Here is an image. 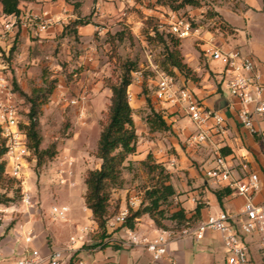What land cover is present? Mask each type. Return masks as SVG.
Wrapping results in <instances>:
<instances>
[{"label": "rangeland", "instance_id": "rangeland-1", "mask_svg": "<svg viewBox=\"0 0 264 264\" xmlns=\"http://www.w3.org/2000/svg\"><path fill=\"white\" fill-rule=\"evenodd\" d=\"M62 1L68 7L69 15L82 16L96 28L92 29L93 33L87 38L82 39L73 35L68 28L69 32H61L53 43L41 49H34L31 45L20 48L16 31L23 25L19 21L11 32L4 33V15L0 7V77L4 79L7 88L31 96L33 90L44 86V80L55 81L52 94L38 107L35 117L36 129L41 139L40 150L53 147L55 155L37 166L34 156L27 152L22 157L26 162L23 164V179L19 181L6 176L11 181L7 183L6 179L0 184V196L11 200L4 205L10 210L0 212V223L3 214H7L8 218L19 216L23 206L50 222L52 218L46 217V209L61 206L59 200L69 189L78 190L83 199L87 172L100 166V160L95 156L96 145L107 120L111 97L109 87L117 83L122 73V64L126 62L135 65V70L131 73V85L128 87V101L137 128L141 130L146 125L145 117L152 108L163 117L169 129L151 132L146 125L148 132L165 135L178 141L180 145L187 144L186 139L193 133L189 120L172 111L171 116L176 117L177 121L170 122L171 116H167L168 109L165 108L167 105L158 102L153 95L157 73L167 74L162 67L165 48L171 49L175 40L165 32V22L170 13L190 18L195 31L193 36L179 40L177 47L183 63L191 70L189 79L186 80L179 73H175L174 78L178 85L193 92H204L203 97L217 95L222 68L216 62L208 64L201 52L203 42L198 38L206 35V39L214 44L221 43L227 50L240 51L241 45L237 41L248 43L250 39L264 40V17L249 10L240 13L242 6L246 7L244 0H197V7L186 6L175 12L171 11L172 6L177 4L175 0ZM220 13L225 14L224 16L229 13L234 15V28ZM20 16L25 18L26 14ZM69 23L68 20L64 26ZM156 28L162 32L161 36L155 33ZM18 71L21 73L19 78ZM222 83L221 88L226 95ZM15 95L19 107L18 122L27 124L29 104L20 99L18 93ZM168 153L176 154L175 148L171 147ZM132 155H128L123 164L121 188L109 191L107 221L119 212L121 195L126 202L129 195H135L141 204L145 190L151 188L158 179V169L150 172L142 164L146 157L143 161H128ZM6 158L8 157L5 155L3 159ZM148 163L150 166L159 164L152 155ZM61 170L67 178L65 184L60 183ZM165 173L164 168L163 175ZM124 190H127L125 194L122 192ZM25 195L29 197L30 205L24 202ZM198 203L204 206L201 200L195 201V205H199ZM176 206L179 204L171 198L164 209L169 214ZM16 220L8 219L7 226ZM164 224L167 230L175 228L169 221ZM96 233L97 229L94 230V235L90 234L91 240H94ZM89 241L83 246L85 250L93 245Z\"/></svg>", "mask_w": 264, "mask_h": 264}, {"label": "crops", "instance_id": "crops-1", "mask_svg": "<svg viewBox=\"0 0 264 264\" xmlns=\"http://www.w3.org/2000/svg\"><path fill=\"white\" fill-rule=\"evenodd\" d=\"M243 3H246V7L242 6L243 9L240 10V13L249 10L264 17V0H244ZM18 8L20 11L19 15H38L41 12H48L57 21L45 32L41 33L39 39L36 40H33L31 29L27 25L22 26L16 31L20 41V48H28L31 45L34 49H41L46 45H50L62 32L63 26L68 20L73 22L82 18V16L69 15L67 13L68 7L64 5L62 0H23L20 1ZM261 9H263V12ZM220 15H223V19L234 28V22L232 21L234 15L232 13L227 14V16L221 13ZM95 28L90 24L76 26V36L80 37V39L87 38L88 35L93 33L92 29ZM206 38V35L198 38L203 42L201 48L208 44H213L222 50H227L223 44H214ZM250 41L248 43L237 42L239 46L241 45V52L253 59L260 81L264 85V40L253 41L250 39ZM20 74V71H18V78ZM194 93L198 98H202L200 100L206 107L212 110L214 102L218 98H226L228 104L230 101L227 95L219 91L217 95L210 98L203 97L204 92L202 91ZM154 111L157 112L155 109ZM219 113L225 118V127L223 133L215 137L213 141L219 144L223 155L232 159L231 165L236 170L237 175L241 176L242 164L246 167L245 172L257 175L259 191L254 195L253 201L257 205L262 204L264 202V117L253 118V125L258 134L251 135L238 124L236 113L233 109L226 107ZM168 115H172L171 109H168ZM175 118L171 116L169 121L176 122ZM134 123L138 146H136L135 153L128 158V161H143L148 154H151L155 162L162 165L169 174V182L176 192L172 199L185 211L187 218L194 213L193 211L197 206L193 201H202L204 206H201L199 220L191 225L186 223L185 226L180 228L161 230L146 215H143L137 220L131 230L132 235L137 236L140 240V244L133 246L124 243L129 236L124 229L115 226L113 228L106 227L108 237L102 241L104 246L102 244L97 245L99 241L91 240L90 235H88L86 241H83L84 236L80 230L87 226H91L96 230L97 227L92 221L90 211L85 208L79 191L69 189L65 192L64 197L59 200L61 205L69 208L67 219L64 221L52 219L49 222L45 219L43 220L33 210H29L25 206L20 209L21 213L15 218H8L7 214L2 215L3 219H1L2 222L0 223L1 264H15L30 249L38 250L43 259L40 264H46L45 258L50 252L53 250H64L69 246L68 240L72 236L77 237L78 240L72 245L75 252L66 260V264H76L79 259L86 264H164L153 262L141 241L143 239L151 240L161 231H171L175 235L168 245V255L174 260L175 264H221L225 257V252L221 236L218 233L206 232L199 240L192 236L196 225L204 221L209 214L227 211L233 216H239L241 213L243 204L241 197L230 194L222 198L220 206L215 199L214 192L222 188L211 186L203 177V170L212 165L213 147L180 145L178 141H173V139L167 138L165 135L149 133L146 125L140 130L137 128L135 121ZM191 126L192 132H194V127L192 124ZM171 147L175 148L176 154L168 153ZM122 192L125 194L127 190ZM131 196L133 195H129V197ZM121 198L120 209L124 208L127 203L123 195H121ZM9 210L10 208L0 205V212L5 213V211ZM46 213V217H50L49 207L46 209ZM8 219L17 220L7 226ZM184 227L189 228L190 235H180V230ZM30 231L33 233V240L30 244H25L24 238ZM92 234L94 235V232ZM89 240L93 245L90 249L85 250L83 246L88 244ZM261 240V235L257 233L245 238L250 254L249 264H261Z\"/></svg>", "mask_w": 264, "mask_h": 264}, {"label": "built area", "instance_id": "built-area-1", "mask_svg": "<svg viewBox=\"0 0 264 264\" xmlns=\"http://www.w3.org/2000/svg\"><path fill=\"white\" fill-rule=\"evenodd\" d=\"M18 21L23 26L27 25L31 29L32 37L36 39H39L41 33L57 22L48 12L27 15L25 18L20 15L4 16L2 22L4 33L11 32ZM165 23L167 26L165 32L178 40H184L194 35L195 31L190 18L170 13L169 19ZM201 52L207 62H216L222 68L219 90L224 94L221 88L223 82L226 95L230 99L227 108L235 111L236 120L241 127L251 135H257L258 131L253 125V118L264 117V85L260 81L253 59L240 50H222L213 44H208L202 48ZM153 95L158 102L167 105L166 109L181 114L193 125L194 132L188 136L187 145L191 147H213L212 165L203 170V177L206 181L216 188H228L231 190V194L243 199L239 216H233L227 211L209 214L204 221L196 225L192 236L199 240L206 232L218 233L221 236L225 252L221 264H249L250 254L245 238L255 233L260 234L262 237L261 264H264V202L257 205L253 201L254 195L259 191L258 177L253 173L245 172L246 167L243 164L241 165V176L237 175L236 170L231 165L232 159L223 155L219 144L213 141L215 137L223 133L225 118L219 112H214V110L206 107L192 90L178 85L174 77L163 72L157 73ZM18 108L15 93L7 88L4 79L0 77V131L1 135L6 138V157H8L5 161L9 168L8 175L21 181L25 172L23 164L26 163L22 157L28 151L25 136L18 128ZM60 174L62 175L60 183H67V178L63 176L62 170ZM24 202L27 205L31 204L26 195ZM139 204L140 201L135 195L129 197L126 206L106 222V227L117 226L124 229L129 236L124 243L128 245L140 244L137 236L132 235L131 229L122 227L128 210H135ZM68 213L69 208L67 206L61 205L50 208V217L53 220L64 221L67 219ZM80 232L84 236L83 241H86L94 229L87 226L83 227ZM190 233L188 227L180 230L181 236H187ZM174 236L171 231H161L151 240H141L153 262L175 264L168 255V245ZM32 240L33 233L30 231L26 234L24 243L30 244ZM77 240V237L72 236L68 240L69 246L64 250L51 251L45 258L46 264H66V260L75 252L72 245ZM26 252L27 254L17 260L15 264H40L43 261L38 250L30 249ZM76 264L86 263L79 259Z\"/></svg>", "mask_w": 264, "mask_h": 264}, {"label": "trees", "instance_id": "trees-1", "mask_svg": "<svg viewBox=\"0 0 264 264\" xmlns=\"http://www.w3.org/2000/svg\"><path fill=\"white\" fill-rule=\"evenodd\" d=\"M23 0H0L1 13L4 16H18L20 11L18 5ZM56 1V0H52ZM177 3L172 6L171 11L175 12L186 6L197 7V0H175ZM89 24L84 18H79L70 22L63 27L62 33L69 32L76 35V26ZM69 28V29H68ZM159 28V27H158ZM162 35L161 31L156 28V32ZM118 36L121 35L117 34ZM172 37V36H171ZM174 38V37H173ZM169 47L165 48L164 60L162 67L169 76L175 77V73H179L187 80L191 74L189 67L183 63L182 58L177 50L179 40L174 38ZM135 70V65L126 62L122 64V73L117 83L111 85L110 105L107 113V120L102 127L96 145V158L100 160L98 169L90 170L84 178L85 193L83 196L84 206L90 211L92 221L97 227V233L94 236L95 241H99L97 245H101L102 241L108 237L106 230V221L108 219L109 194L111 189H119L122 186L121 171L123 164L128 155H132L136 151L137 135L135 123L133 120V110L128 101V87L131 85V73ZM55 81H43V87L32 91L31 96H27L13 89L14 93H18L20 99L29 104L27 114V124H19L18 128L26 139V149L34 156L36 165L41 166L45 159H52L55 155L53 147L46 150H40V136L36 129V115L38 107L47 101V98L54 90ZM220 92V90H219ZM148 103V100H146ZM150 113L145 117V123L151 132L167 131L169 126L163 117L155 112L152 108ZM6 138L1 135L0 131V184L6 181L8 176V166L3 157L6 155ZM151 155L146 156V161L142 164L150 172L155 169L159 170L158 179L151 188L145 190L144 198L141 204L135 210H128V214L122 224V227L133 229L137 220L146 215L153 224L161 230H167L165 221L174 223L176 228L185 226L186 223L194 224L200 217L201 206L197 205L194 213L187 218L185 211L176 206V208L167 214L164 206L168 200L176 195L173 186L169 182V175L164 173V168L160 164L149 165L148 161ZM11 181L7 179V183ZM231 190L222 188L214 192L217 203L221 206L223 197L229 196ZM11 202L9 198L0 196V205ZM104 246V244H102Z\"/></svg>", "mask_w": 264, "mask_h": 264}, {"label": "water", "instance_id": "water-1", "mask_svg": "<svg viewBox=\"0 0 264 264\" xmlns=\"http://www.w3.org/2000/svg\"><path fill=\"white\" fill-rule=\"evenodd\" d=\"M228 106V100L224 97L218 98L213 105L214 112H219Z\"/></svg>", "mask_w": 264, "mask_h": 264}]
</instances>
